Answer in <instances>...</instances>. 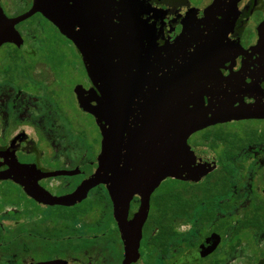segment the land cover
Listing matches in <instances>:
<instances>
[{
	"label": "flooded vegetation",
	"instance_id": "obj_1",
	"mask_svg": "<svg viewBox=\"0 0 264 264\" xmlns=\"http://www.w3.org/2000/svg\"><path fill=\"white\" fill-rule=\"evenodd\" d=\"M5 1L27 8L9 18ZM0 5L4 18L32 9L25 21L42 18L53 27L18 30L23 21L15 27L23 43L0 46V172L8 160L18 162L31 169L32 186L45 191L27 192L12 179H0V264H126L131 240H138L137 256L128 264H264V141L240 140L231 130L264 124V118L213 123L189 137L187 147L201 161H216L200 181L206 192H189L203 199L200 206L178 205L180 180L173 177L149 199L134 195L128 207L124 202L120 220L118 192L103 184L61 204L99 168L103 136L95 115L80 107L78 94L96 107L101 93L80 51L34 9V0H0ZM95 10L110 26L121 22L130 38L122 55L127 76L137 77L154 64L180 68L178 81L200 79L207 84L203 114L210 122L225 106L236 111L264 104V0H106ZM68 89L76 111L96 131L93 136L67 108ZM113 107L112 102L110 113ZM126 112L127 117L111 115L108 123L116 125L117 137L121 129L135 139L145 123L139 115L151 110L133 104L131 115ZM252 132L264 133H247ZM61 172L76 174L57 175ZM242 192H254L246 206ZM141 210H148L147 217L135 226Z\"/></svg>",
	"mask_w": 264,
	"mask_h": 264
},
{
	"label": "water",
	"instance_id": "obj_2",
	"mask_svg": "<svg viewBox=\"0 0 264 264\" xmlns=\"http://www.w3.org/2000/svg\"><path fill=\"white\" fill-rule=\"evenodd\" d=\"M105 1L34 0V9L74 43L101 93L96 99V107H91L78 94L80 107L95 115L103 136L99 168L81 184L75 194L59 200V203L68 204L76 199L80 200L86 192L103 184L109 192H118L115 194L119 199L116 202V217L120 220V206L125 202L128 207L134 195L149 199L151 192L169 177L196 184L216 167L213 158L201 161L188 149L187 141L191 135L213 123L232 119H263L264 104L246 105L236 111H232L231 106H225V110L213 115L210 118L213 122H210L203 114L207 84L200 79L188 76L183 82L178 81L175 78L180 76V68L172 65L155 67L157 65L154 64V68H146L137 77L130 74L127 76L122 55L123 46L128 44L130 38L126 36L121 22L117 26L115 23L110 26L102 11L95 10L96 7L104 6ZM33 15L34 11L31 9L15 19L4 18L0 5V46L9 42L22 44L23 40L15 27ZM111 62L113 66L110 65ZM110 68L113 69L112 82L108 81ZM112 102L113 113H110ZM215 103L218 104L217 101ZM133 104L140 110H151V113L139 115L145 117V123L136 132L135 139L121 129L117 137V127L109 125V117H122L124 113L127 117L126 110L131 115ZM212 107L216 108L214 103ZM215 110L220 111L218 105ZM135 140L137 145L133 144ZM4 165L7 170L0 172V179H12L27 192H45L36 183L32 186L33 178L29 167L10 160ZM75 174L76 172H61L57 175ZM147 212L148 210H141L134 220L135 226L145 221ZM137 247L138 240L129 242L126 264L136 259Z\"/></svg>",
	"mask_w": 264,
	"mask_h": 264
},
{
	"label": "rangeland",
	"instance_id": "obj_3",
	"mask_svg": "<svg viewBox=\"0 0 264 264\" xmlns=\"http://www.w3.org/2000/svg\"><path fill=\"white\" fill-rule=\"evenodd\" d=\"M3 9H4V12H5V16L6 17H11V18H14L20 14H22L27 6L25 4H22V5H18L16 3H13V2H3V5H2ZM53 27L48 23L46 22L44 19L42 18H35L34 20H30V21H25L23 23H21L19 26H18V30H29V29H34V30H37V29H52ZM70 50V46H68V43H67V51ZM67 81L68 82H72L71 79L67 78ZM70 90L68 89L66 91V106L67 108H71L72 109V116L75 117L76 119H78V124L79 125H82L84 126L86 129L89 130V134L91 136H93V133L96 132L94 130V128L90 127V121L84 117L83 115L80 114L79 111H76V107H74V101L72 99V97L70 96ZM250 129H261L263 132H264V124H240V125H236V126H232L231 127V130L233 132H236L238 134H245L247 133ZM80 178L77 177L75 178V180H79ZM248 183H250V181H248ZM178 186H186V185H183V184H178ZM7 188L10 189L11 186L7 185ZM201 188V186H200ZM243 193V196H244V199H245V202L243 203L244 206L248 205L250 202H251V198L252 196L254 195V192H242ZM228 264H246L247 262L249 261H236V262H233V261H226ZM253 263V262H252Z\"/></svg>",
	"mask_w": 264,
	"mask_h": 264
},
{
	"label": "trees",
	"instance_id": "obj_4",
	"mask_svg": "<svg viewBox=\"0 0 264 264\" xmlns=\"http://www.w3.org/2000/svg\"><path fill=\"white\" fill-rule=\"evenodd\" d=\"M238 139L244 140V141L245 140L264 141V133H258V132L247 133L245 136L240 135ZM176 182H177L176 192H178V205L179 206H188V205L200 206L202 204L203 199L194 198L189 195L190 194L189 192H206L204 188V182H200L196 185H190L186 182H181V181H176ZM178 184H183L186 186L181 187V186H178Z\"/></svg>",
	"mask_w": 264,
	"mask_h": 264
}]
</instances>
